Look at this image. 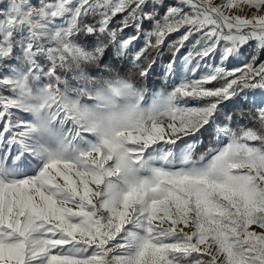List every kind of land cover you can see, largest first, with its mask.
Here are the masks:
<instances>
[{
  "label": "snow or ice",
  "instance_id": "snow-or-ice-1",
  "mask_svg": "<svg viewBox=\"0 0 264 264\" xmlns=\"http://www.w3.org/2000/svg\"><path fill=\"white\" fill-rule=\"evenodd\" d=\"M174 33L170 89L105 62L146 80ZM262 53L264 0H7L0 264H264Z\"/></svg>",
  "mask_w": 264,
  "mask_h": 264
},
{
  "label": "trees",
  "instance_id": "trees-1",
  "mask_svg": "<svg viewBox=\"0 0 264 264\" xmlns=\"http://www.w3.org/2000/svg\"><path fill=\"white\" fill-rule=\"evenodd\" d=\"M161 13H163V8H161ZM117 19H119V16L117 17ZM113 23H115V21H113ZM145 27H148V24L145 25ZM129 30V29H128ZM128 30H126V32H128ZM132 31V30H129ZM81 40V42L85 43V44H91L94 40V37H84L81 36L79 38ZM177 38H171V39H167L165 44L163 45V47L161 48V53H162V57L163 60L161 61V59L159 57H157L156 60V65L155 67L152 69L150 75L147 77L146 80L142 79L139 77L138 72L135 69H131L130 65L127 63V61H121V60H115V59H111V51L109 50V53L106 55L105 57V62L111 63L116 69L119 70V72L121 74H125V73H129L131 72L132 74V78L141 86V87H147L150 91L154 90V89H160V88H170V82L165 83L161 78H160V65L161 63H166L169 60L172 59V54L175 51V49H170L168 47V44L171 43L172 41H175ZM142 45V44H141ZM157 56V53L155 50H151L150 51V57H155ZM141 63L146 67L148 61L147 60H142ZM248 105H244L245 110L248 109ZM225 110H227V112H231L234 113L233 116V123L232 125L234 127H238L237 124V120L239 118V111L234 109V106L228 105L226 106ZM239 121H242L244 126H254L249 120L247 119H239ZM203 139V143L197 148L196 152L197 155H199L200 153H204L207 151V149L210 146H215V145H209V140L212 139L211 135L209 133H205L202 137Z\"/></svg>",
  "mask_w": 264,
  "mask_h": 264
},
{
  "label": "rangeland",
  "instance_id": "rangeland-1",
  "mask_svg": "<svg viewBox=\"0 0 264 264\" xmlns=\"http://www.w3.org/2000/svg\"><path fill=\"white\" fill-rule=\"evenodd\" d=\"M37 2V0H33V3H36ZM169 2H171V0H169ZM213 2L214 3H220L221 2V0H213ZM6 5H7V0H0V11H2V10H4L5 8H6ZM238 12H239V14H251V12L252 11H254V10H250V9H247V8H245L243 11H240V10H237ZM145 25H147V24H145ZM129 30H131V29H129ZM128 30V32H131V31H129ZM179 35H181V33H174V34H172L171 36H169L167 39H171V38H178V36ZM143 43V40L141 39V41H139L138 42V47L141 45ZM188 45H186V47L185 48H183V49H181V51H180V57L182 58L185 54H186V52H187V49H188ZM247 50V49H246ZM259 59L260 60H264V53H262L260 56H259ZM217 63H219V60H218V58L217 57H212V56H210V57H208V58H205L202 62H200V70H201V73L202 72H204V71H206L207 70V66L208 65H213V64H217ZM240 63L241 62H238V61H231L230 63H229V67H233V66H240ZM195 66V65H194ZM189 78H193V77H191V75L189 76ZM196 78H198V77H196ZM170 82V87L172 86V82L171 81H169ZM177 83L179 82L178 80L176 81ZM209 86H218V85H215V84H213V85H209ZM170 89V88H169ZM150 91V90H149ZM228 105H231L230 103H226L224 106H223V108H222V112H225V113H227V110H225V108H226V106H228ZM221 119H223V116H221L220 117ZM236 120H238V119H236ZM239 124H243V122L242 121H239ZM233 126V125H232ZM234 127V126H233ZM200 154H202V153H200ZM199 154V155H200ZM258 230V229H257Z\"/></svg>",
  "mask_w": 264,
  "mask_h": 264
}]
</instances>
